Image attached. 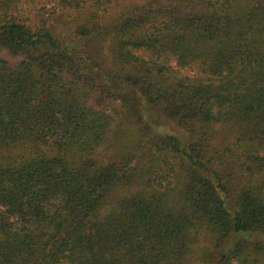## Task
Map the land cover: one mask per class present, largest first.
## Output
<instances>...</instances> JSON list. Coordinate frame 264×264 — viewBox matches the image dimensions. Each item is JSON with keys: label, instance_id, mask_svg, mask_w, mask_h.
Wrapping results in <instances>:
<instances>
[{"label": "trees", "instance_id": "16d2710c", "mask_svg": "<svg viewBox=\"0 0 264 264\" xmlns=\"http://www.w3.org/2000/svg\"><path fill=\"white\" fill-rule=\"evenodd\" d=\"M114 1L0 0V264H264L222 247L264 233V0ZM133 89L190 141L122 130Z\"/></svg>", "mask_w": 264, "mask_h": 264}, {"label": "rangeland", "instance_id": "374dc122", "mask_svg": "<svg viewBox=\"0 0 264 264\" xmlns=\"http://www.w3.org/2000/svg\"><path fill=\"white\" fill-rule=\"evenodd\" d=\"M131 1H136V0H115L109 7L113 8L112 11L116 12L117 10L118 12L122 9L123 5L129 4V2ZM17 5H18V12L22 14L24 17L32 15V13L30 12L31 9L35 11L40 7L41 8L45 7L43 8L44 11L43 13L49 15V13L52 12V7H53V4H51L50 0H19ZM51 17L47 21L48 24L53 22L55 26H58L61 29L68 28L67 24L64 23L67 20L63 18H54L53 16ZM92 52H94V54H96L98 57H102L103 61H105L106 66L110 65L108 62V55L106 50L103 51V54L97 48H95ZM172 63L174 64V62ZM177 70L179 73L183 75L196 76L197 74L196 69L194 68H177ZM125 92L126 91H124V94ZM126 95L129 97V100H131L134 103L135 107L139 110L140 116L133 115L132 117L127 118L126 120L120 118L121 121H124V123L122 124V130L126 132H130L131 130H137L136 128H139V126L136 125L135 123V119H137V123L140 124L141 127L144 126L148 127V130L153 132V134H159L162 136L171 135L178 137L183 142L190 141L191 137L187 133V127L185 125H182L177 120H173L166 117L164 112L158 106L148 103L147 100L140 94L138 90L133 89V91H129L128 93H126ZM113 104L114 105H110L109 107L113 108V111L114 108L116 107L119 111L118 113L119 117L121 116L120 114L123 115V112H125V110L121 106L122 104L121 100L118 98L117 101H114ZM234 165H235L234 160L228 157H225L221 160L216 159V161L213 164L215 168L220 170V172L222 173L223 177L226 180H230L232 191L236 192L238 188L242 187L245 184L246 173L244 174L238 169H237L238 172L236 173L235 170L232 168V166ZM238 238L258 240L262 242V244L264 245V233L246 232L244 234H240L239 236H232V238L226 240L225 244L222 247L231 246L234 242H236ZM201 244L205 247L206 250L209 249L212 251L213 248L210 240L203 239L201 241ZM212 255H213L212 257H214L216 253L214 252ZM235 264H240V261L239 260L235 261Z\"/></svg>", "mask_w": 264, "mask_h": 264}]
</instances>
